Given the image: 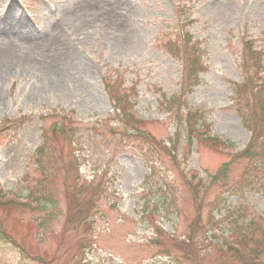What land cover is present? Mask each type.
<instances>
[{"label":"rangeland","instance_id":"rangeland-1","mask_svg":"<svg viewBox=\"0 0 264 264\" xmlns=\"http://www.w3.org/2000/svg\"><path fill=\"white\" fill-rule=\"evenodd\" d=\"M179 3L0 0V122H22L0 135V202L23 204L43 178L39 146L55 174L45 207L0 205V264H264V178L234 160L255 99L233 92L264 80L241 54L251 40L264 69V0L189 2L205 63L189 93L166 47ZM115 72L133 128L103 90ZM193 110L204 116L189 127ZM60 121L73 140L51 134Z\"/></svg>","mask_w":264,"mask_h":264},{"label":"trees","instance_id":"trees-1","mask_svg":"<svg viewBox=\"0 0 264 264\" xmlns=\"http://www.w3.org/2000/svg\"><path fill=\"white\" fill-rule=\"evenodd\" d=\"M182 4H178L176 11H177V39H175V42H169L167 44L168 51L178 60L182 63V70H183V84L185 86V93L191 92L192 89H194L198 84V77L199 74L204 72L205 67L203 63V51L200 48L199 42L195 41L194 38L191 36V34L188 32V29L193 25L194 20L187 19V5L189 0H179ZM253 44L251 41H245L243 40V58L245 60H248L249 62L253 63V66L255 67L257 73H260V57L261 53L259 51L254 50L252 47ZM122 76L118 74L116 77H105L102 80L103 88L110 99L111 103H114L116 105V112L114 109V112L118 115L120 121H124L125 125L132 127L135 124L134 116L131 113H127V110L130 111L133 109V104H129V102L126 100V92L123 88V81ZM233 92L236 96V98L242 99L244 98L246 92L251 93L252 97L257 101L253 103V113L250 117L243 116L241 121L246 126V129L250 133V140L244 150H242L240 153L234 155V160H244V161H251L253 162V166L256 172H261L262 179L264 178V166H262L261 160L264 157V84L260 85H254L253 87H249L247 83L245 84H234L233 86ZM121 103L124 107H121ZM121 109V110H120ZM172 109V108H171ZM177 114L180 115V117L183 116L182 113L178 112V109L176 108ZM193 114L187 115V125L189 127H193L194 123L197 120L203 119L204 112L202 111H192ZM248 117V118H247ZM133 122V123H132ZM22 123H20L16 128L18 129L19 126ZM135 127V126H134ZM6 130V129H5ZM51 134L55 136H60L66 141L73 140L72 137V128L71 126L65 124L64 122L59 123H53L50 128ZM64 132V133H63ZM126 132V130L124 131ZM128 132V131H127ZM207 139V138H206ZM214 139V138H213ZM207 141H210L207 139ZM263 146V147H262ZM36 160L39 165V168L42 170V174L44 175L43 178L37 179L35 185L33 186V189L28 190V197L26 199V202L21 204L17 201H5L4 203L0 202L1 206H8L13 209H27L31 208V205H38L41 207H45L47 204L53 202L54 199V191H51L50 180L55 175L54 173L50 172L48 170V161L46 158H49L48 156L42 152V145L38 150V154H36ZM44 161H46L47 166L44 164ZM260 162V163H258ZM256 166H255V164ZM44 165V167H43ZM229 164H225L222 169L220 170V173H217L216 176H220L224 173H226L227 166ZM50 169V168H49ZM77 168H71V171L75 173L74 177H71L73 181H76L79 179L80 175ZM50 173L51 178L46 181L49 177ZM216 179V177H215ZM80 180V179H79ZM64 191L67 192L68 187V181L63 182ZM85 187V186H84ZM246 193V192H245ZM242 193V194H245ZM44 201H47L48 203H43ZM217 206V203L214 205ZM78 205H76V208ZM216 211V210H215ZM82 213V210H78L77 214L74 213V215L78 216ZM75 218L73 217L70 219V222H74ZM0 230L1 226H0ZM0 236H3V234L0 232ZM243 235H241L242 237ZM189 243H185L188 245V247L191 246L192 243V236L188 237ZM224 245H227V243H223ZM223 245V246H224ZM79 264H82V260L79 261Z\"/></svg>","mask_w":264,"mask_h":264}]
</instances>
